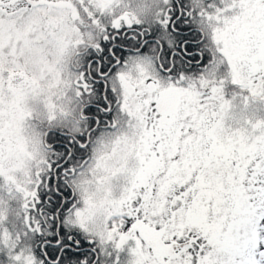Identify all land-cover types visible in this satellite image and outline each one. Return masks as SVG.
<instances>
[{"label": "snow or ice", "instance_id": "obj_1", "mask_svg": "<svg viewBox=\"0 0 264 264\" xmlns=\"http://www.w3.org/2000/svg\"><path fill=\"white\" fill-rule=\"evenodd\" d=\"M0 264H264V0H0Z\"/></svg>", "mask_w": 264, "mask_h": 264}]
</instances>
